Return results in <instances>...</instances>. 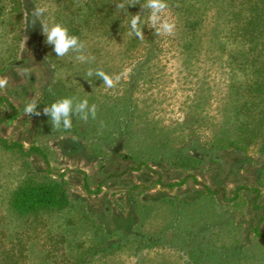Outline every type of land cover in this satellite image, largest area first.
Masks as SVG:
<instances>
[{
  "label": "rangeland",
  "instance_id": "rangeland-1",
  "mask_svg": "<svg viewBox=\"0 0 264 264\" xmlns=\"http://www.w3.org/2000/svg\"><path fill=\"white\" fill-rule=\"evenodd\" d=\"M36 3L48 8L40 20L52 24L67 0ZM212 4L203 29L208 33ZM169 8L176 30L158 36L159 51L144 54L142 44L128 51L124 39L85 32L91 63L78 62L73 52L57 57L39 19L22 31L14 10L0 16V77L8 78L0 95L16 111L0 123V136L24 148L38 146L48 160L0 149V230L14 238L26 229L27 264H80L99 248L91 264H264V241L253 231L264 216L261 143L246 152L208 149L238 135L229 84L240 72L228 52H241L242 44L223 37V49L216 47L212 32L201 46L181 52L182 23ZM17 59L23 61L9 63ZM90 68L121 79L112 89L95 76L90 83ZM68 96L95 103L96 118L74 117L71 129L57 130L42 107L40 116L23 115L32 99L46 106ZM28 178L59 182L68 205L39 214L33 224L15 214L10 196ZM204 186L224 194L198 197ZM237 188V198L228 200Z\"/></svg>",
  "mask_w": 264,
  "mask_h": 264
},
{
  "label": "trees",
  "instance_id": "trees-1",
  "mask_svg": "<svg viewBox=\"0 0 264 264\" xmlns=\"http://www.w3.org/2000/svg\"><path fill=\"white\" fill-rule=\"evenodd\" d=\"M37 1L0 0V16L7 15L10 9L14 10L23 31V25L25 27L26 22L32 23L31 14L34 7L37 6ZM213 1L216 11L212 14L213 25L209 28L208 33L203 29L209 26L205 22H207V12L214 7ZM119 2L121 0H67L66 5L63 3V6L59 7L58 14L61 18L57 22L66 25L70 32L80 37L81 40L83 34L89 32L99 39H124L128 42V51L137 49L140 44H142L144 54L159 51L158 35L155 34L154 29L147 25L143 27L144 38L142 40L135 35H128L131 16L138 12L143 14L145 10L141 8L140 4L145 3V0H139V4L136 5H129L127 12L115 6ZM168 5L169 13L182 23L181 34L184 42L180 43L181 52L186 53L199 47V42L201 46L206 40L203 41L202 37L212 32L216 35L212 39L217 44L216 47L219 46L223 49V37L237 39L242 44L241 52H228L229 62L234 64L237 71L240 72V78L235 81L232 79L229 84L230 91L233 92L230 100L234 105L233 111L238 135L233 139H228L220 146L212 142L208 149L211 151L214 148H231L239 152H246L250 145L260 142L262 151H264V0H168ZM147 16L148 12L145 11L142 21L146 20ZM40 25L42 27V24ZM22 61L23 59L10 60L9 63ZM140 66L138 63L132 69L131 77L136 74V67L140 68ZM2 101L5 102L2 103ZM0 105L3 107L4 114L0 118L1 123L12 117L13 114H9V110H13L15 113L16 111L4 95H0ZM41 107H45L42 100L38 103V108ZM0 149L14 151L22 158H26L32 153H38L48 163L43 149L35 145L24 148L18 141L0 136ZM140 165L142 164L139 163L138 167ZM48 171L50 170L48 169ZM243 188L249 192H257L255 188L246 186ZM204 190V192L198 193V197L207 193L212 196L219 191L224 192L223 188L211 189L207 186H204ZM238 190L239 188L236 189L234 198L228 200L236 199ZM97 191L98 189L94 190V192ZM256 196L251 202L253 207H257ZM67 205V195L59 182H34L29 178L23 180L13 190L9 199L12 211L18 216L29 219L30 224L36 221L39 214L47 211H60ZM263 220L264 216L258 220L253 231L257 237L264 241V234L259 232V226ZM5 232L0 230V264H27L28 237L23 238L26 229L17 233L14 238H9ZM102 250L99 248L87 251L83 255V257L87 255L86 258H83L80 264H91L93 256L102 253Z\"/></svg>",
  "mask_w": 264,
  "mask_h": 264
},
{
  "label": "clouds",
  "instance_id": "clouds-1",
  "mask_svg": "<svg viewBox=\"0 0 264 264\" xmlns=\"http://www.w3.org/2000/svg\"><path fill=\"white\" fill-rule=\"evenodd\" d=\"M139 4V0H121L116 3V7L122 11L127 12L129 5ZM141 8L148 12L146 20L142 21V13L133 14L130 19L129 36L135 35L138 39L144 38L143 27H148L155 30L158 36H171L175 33L176 22L168 14L169 8L168 0H145V3L140 4ZM48 11L47 6H35L31 17L34 24L37 19L42 24V32L46 37V43L53 46V51L57 57H65L69 52L76 53L75 59L80 63H91L95 60L87 51V46L84 41L77 35L70 32L69 28L59 22L52 24L45 23L40 18ZM102 79L104 86L108 89L115 88L119 83L120 75H111L105 72L102 68L95 70L89 69L86 74V79L91 77ZM89 80V79H88ZM90 82V80H89ZM91 83V82H90ZM8 85L7 77H0V89L6 88ZM42 113L38 110V101L36 99L30 100L24 108L23 115L40 116ZM43 115L50 118V123L53 128L60 130H69L73 125V118H78L87 122L89 117L96 118L97 105L95 103L89 104L87 98L81 99L77 96L60 97L46 105L43 108Z\"/></svg>",
  "mask_w": 264,
  "mask_h": 264
}]
</instances>
